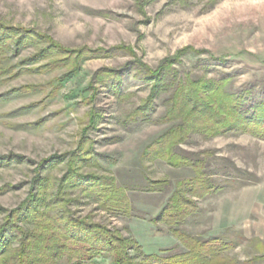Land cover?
<instances>
[{
    "label": "rangeland",
    "instance_id": "rangeland-1",
    "mask_svg": "<svg viewBox=\"0 0 264 264\" xmlns=\"http://www.w3.org/2000/svg\"><path fill=\"white\" fill-rule=\"evenodd\" d=\"M0 20L80 56L52 65L63 54L40 57L48 42L39 37L0 59L7 69L0 75V227L32 192L54 193L72 166L80 175L111 177L132 210L130 218L112 215L79 187L64 184L76 217L119 230L146 253L183 251L167 226L149 220L177 183L195 173L190 165L146 156L147 147L179 121H157L173 87L145 116L134 117L150 91L141 69L178 59L174 83L225 79L227 91H249L244 108L264 101V0H0ZM183 49L189 50L177 56ZM73 65L77 70L70 72ZM174 152L199 161L217 189L193 198L197 211L182 228L234 241L228 254L237 264H264V139L192 132ZM38 177L47 183L39 186ZM107 263L99 258L93 264Z\"/></svg>",
    "mask_w": 264,
    "mask_h": 264
},
{
    "label": "trees",
    "instance_id": "trees-1",
    "mask_svg": "<svg viewBox=\"0 0 264 264\" xmlns=\"http://www.w3.org/2000/svg\"><path fill=\"white\" fill-rule=\"evenodd\" d=\"M36 34L24 28L8 27L0 20V59L7 58V51L17 54L25 42L39 37L48 42L47 47L38 51L40 57L63 54L55 56L52 65L80 58L77 53L72 56L71 51L56 45L49 37ZM187 50L179 51L177 56ZM176 61L178 59H165L155 70L141 69L144 80L150 82V91L134 117L145 116L159 94L173 87L168 110L157 121L179 123L153 141L146 149V156L164 159L170 165H190L195 177L179 181L165 206L149 222L167 226L184 250L168 248L146 253L135 239L122 235L119 230L93 223L89 217H76L69 207L72 200L64 197V184L79 187L84 196L112 215L130 218L132 210L126 191L111 177L80 175L69 166L63 184L54 193L32 192L6 217L0 227V264H59L60 261L93 264L99 258L107 260V264H237L228 254L236 246L234 241L216 236L200 238L182 228L185 219L197 211L193 198H202L217 189L204 178L199 161L187 162L174 148L192 132L209 136L238 132L264 139V101L244 108L249 91L229 92L225 79L186 77L174 83L170 78L174 77L172 65ZM76 70L77 66L73 65L70 72ZM6 72L0 64V75ZM36 181L43 186L48 179L38 177ZM8 231L12 234L6 237Z\"/></svg>",
    "mask_w": 264,
    "mask_h": 264
}]
</instances>
